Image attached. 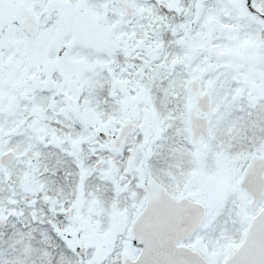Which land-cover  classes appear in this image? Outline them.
Instances as JSON below:
<instances>
[{
	"label": "snow or ice",
	"instance_id": "snow-or-ice-1",
	"mask_svg": "<svg viewBox=\"0 0 264 264\" xmlns=\"http://www.w3.org/2000/svg\"><path fill=\"white\" fill-rule=\"evenodd\" d=\"M0 264H264V0H0Z\"/></svg>",
	"mask_w": 264,
	"mask_h": 264
}]
</instances>
